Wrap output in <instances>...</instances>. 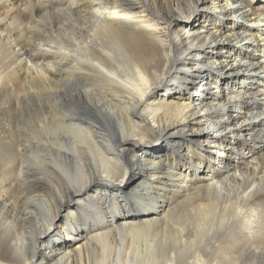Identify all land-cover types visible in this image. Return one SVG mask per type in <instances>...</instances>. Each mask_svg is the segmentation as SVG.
Masks as SVG:
<instances>
[{
  "label": "bare ground",
  "instance_id": "bare-ground-1",
  "mask_svg": "<svg viewBox=\"0 0 264 264\" xmlns=\"http://www.w3.org/2000/svg\"><path fill=\"white\" fill-rule=\"evenodd\" d=\"M259 7L243 0H0L4 83H24L19 108L38 107L29 112L28 145L14 131L18 148L0 146V264L200 257L194 247L201 251L225 213L204 196L233 188L256 196L264 180ZM51 34L63 60L39 63L31 49L45 51L41 41ZM199 79L203 91L187 93ZM42 88L51 94H35ZM235 246L230 238L224 249Z\"/></svg>",
  "mask_w": 264,
  "mask_h": 264
},
{
  "label": "rangeland",
  "instance_id": "rangeland-1",
  "mask_svg": "<svg viewBox=\"0 0 264 264\" xmlns=\"http://www.w3.org/2000/svg\"><path fill=\"white\" fill-rule=\"evenodd\" d=\"M243 1H245L246 4H249L255 7L260 6L259 8L261 9L264 8V0H243ZM63 3H64V6L68 4L67 1ZM204 5L206 6L208 5L211 7L209 2L208 3L205 2ZM210 9H214V8L211 7ZM211 12L212 11L209 12V17H213ZM221 23L224 26H229L231 21L229 19H224ZM196 27L200 28L202 26L197 25ZM228 29H230V26L228 27ZM53 35L54 34L48 35L41 41V44L43 45V48L45 51H42L40 48H35V47L31 49L33 50L32 56L37 55L38 56L37 61L39 63L44 64L46 62L48 64H53V63H57L63 60V50H60V48L53 42V39L56 38L54 37L55 35L54 36ZM202 59L203 58L199 60H202ZM6 61L8 64V60H4L3 63L0 64V72H1L0 73V77H1L0 78V146L4 147L3 151H8V150L15 151V149L18 148L17 141L14 138L15 132L17 133V136L21 138L20 143L21 144L24 143L28 145V142H26L25 140H26V136L28 137L27 131L28 129L31 128L29 127L31 126V124L29 123H31V118H32L29 112L34 111V110L36 111L38 107H35V106L30 107V106L25 105L24 107L19 108L15 100H19V97H21V95L24 96V94L26 93V90H24L25 86H24V83L23 84L20 83L19 84L20 87H17L18 85H15L16 86L15 87L11 82L4 83V78L8 75V71H5V65H4ZM55 77L59 78L57 75H55ZM60 84L62 85V83ZM201 84L202 82H200V79H199L197 83L193 86V89L187 90V93H191L192 95H195L197 91H201V90L203 91ZM57 87H60V88L62 87L61 91H63V86H57ZM49 90H50L49 88L45 90L44 88H42L34 92L35 94H38V95H45V94L50 95L51 94L50 92L52 90L51 91ZM38 92H41V93L43 92V94H40ZM8 127L9 128L12 127V128L10 129V131L7 132ZM153 142L151 143L150 146H152ZM164 145H165V141L162 140L160 142L159 149L164 147ZM53 148L55 149L56 146ZM241 148H243V151H245L244 149L247 148V146L243 145ZM261 149L263 150L262 154L264 155V148H262V144L260 147H257V150H261ZM218 153L219 152H217V154L215 153V155L218 156ZM29 155L30 154H27L26 157H29ZM14 159L15 158H13L12 160ZM35 184H37V186L45 185L41 181H38ZM258 196H261L262 198ZM263 198H264V180H262L258 184V187L256 190V196L243 197L238 192H236L234 188L226 196H221L220 194L218 195L217 193L216 194L213 193V195L206 194V196H204V200L206 201L208 199H211V200H214L215 202L217 201V204L219 205L221 204L222 212H225V213L223 215V218L219 220V222H217L216 220L214 221L213 226H211L212 229L209 232V236H207V239L205 241L206 242L205 246L202 247L201 251L197 250V248L194 247L193 252L194 253L199 252L200 257L198 258L191 257L188 260L189 262L185 264H264V239H261L262 236L264 238V231H260L262 228L261 219L263 218L259 219V217H261L260 215L264 216ZM133 201H134V197L133 196L129 197L128 202H131L132 206L134 204ZM254 202L255 204L257 203L258 205L256 204L255 206V204H252ZM242 204H244L245 207L248 204L249 206L246 207L247 209H244L240 212L233 211L234 206L237 205L239 207V205H242ZM250 206L253 207L254 209L251 208ZM187 208H190V207L187 206ZM251 213H254V214H251ZM243 215L244 217H242ZM188 216L190 219L197 221L196 218L191 213H188ZM254 216L255 217L257 216V217L255 218ZM247 225H253V229L250 231L245 230L244 228ZM65 238L67 239V237ZM230 238L235 240L236 246H237V247L235 246L236 247L235 251H232V252L226 251L224 249L225 243ZM66 239L65 241H68ZM70 242H75V241L71 240ZM170 264H175V263L173 262Z\"/></svg>",
  "mask_w": 264,
  "mask_h": 264
}]
</instances>
